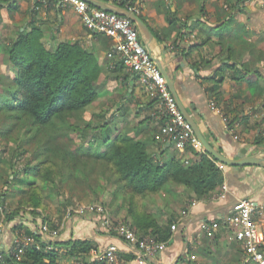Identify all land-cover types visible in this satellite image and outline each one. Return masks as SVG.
<instances>
[{"label": "crops", "instance_id": "crops-1", "mask_svg": "<svg viewBox=\"0 0 264 264\" xmlns=\"http://www.w3.org/2000/svg\"><path fill=\"white\" fill-rule=\"evenodd\" d=\"M115 1L139 7V13L155 36L150 49L152 56L161 71L171 78L179 103L188 110V118L194 120L207 142L231 158L255 154L262 164L224 165L221 169L226 184L224 196L219 191L209 199L187 198L182 186L173 184L176 196L146 197L147 209L159 223L168 218H173L170 224L176 223L166 246L155 255L138 258L134 244L108 230L105 217L113 222L130 223L127 195H114L113 187H107L102 195V212L64 216L52 237L45 231L42 233L44 226L49 230V224L40 217L24 214L9 222L0 219V254L10 253L16 235L24 230L15 227L21 223L22 227L35 229L43 238H52L54 242L93 240L97 247L90 250L89 259H94L96 250L115 244L119 253L134 255L133 259L121 260L118 264H255L235 239L234 228L226 224L225 217L238 198L264 202V87L261 94L256 88L264 84V61L258 58L259 52H264V0H244L236 5H233L236 0ZM229 15L231 21L223 23V16L229 19ZM31 26L41 29L46 46L78 42L88 49L100 66V78L108 96L123 93L117 101L125 105L124 123L130 133L147 142L151 150L157 148L160 141L154 139V134L158 122L153 113L160 109V103L146 94L135 73L122 67L120 74L116 71V60L114 66L110 65L107 51L113 46V38L85 26L68 4L59 0H48L47 5L41 0H0V73L12 74L5 46L18 31ZM220 36L224 40L217 43ZM228 48H232L233 54L227 52ZM227 63L234 67L226 66ZM243 63L249 65V71L240 70ZM252 69H259L260 76L255 77ZM221 73L224 74L222 82L213 88ZM235 74H244V77L235 79L232 76ZM211 100L220 113L211 106ZM223 116L229 118L228 122ZM164 148L168 158L174 154H182L185 159L193 156L189 150H179L169 141H165ZM192 148L211 156L203 147ZM192 200L195 204H190ZM183 209H187L185 214ZM207 220H217L220 224L211 237L200 228ZM55 248L62 264L77 263L66 248L58 245Z\"/></svg>", "mask_w": 264, "mask_h": 264}, {"label": "trees", "instance_id": "trees-1", "mask_svg": "<svg viewBox=\"0 0 264 264\" xmlns=\"http://www.w3.org/2000/svg\"><path fill=\"white\" fill-rule=\"evenodd\" d=\"M243 1L236 0L233 5ZM120 4L128 6L126 1ZM200 11L205 14L203 8ZM222 21L230 22L231 16H223ZM42 37L41 29L31 26L18 31L4 48L12 74L0 73V219L9 222L29 214L47 221V227L58 232L67 207L85 200L103 202L107 187H113L114 195H127L130 223H126L138 236L151 234L167 240L173 218L159 223L148 211L146 197L176 196L172 186L178 184L187 198H211L224 181L216 160L190 145L186 149L193 156L185 159L174 154L168 158L165 141L152 151L126 127L125 105L117 101L123 93L111 94L98 102V109H90L108 92L103 88L97 60L78 42L46 46ZM223 40L220 36L217 43ZM227 52L234 51L228 48ZM258 58L264 61L263 51ZM116 63L121 74V62ZM226 66L233 68L234 64ZM248 66L243 63L240 70L249 71ZM251 71L260 76L259 69ZM232 76L239 79L244 74ZM223 77L221 73L213 88ZM263 85L256 86L258 94ZM151 99L159 102L156 97ZM160 115V122H164L165 115ZM24 156V163L19 164ZM51 202H56L58 212L54 218L46 211ZM15 227L24 228L22 233L34 242L19 257L3 253L0 264H62L57 245L66 248L76 264H104L87 257L97 247L91 239L54 242L21 223ZM133 258V254L118 252L119 260Z\"/></svg>", "mask_w": 264, "mask_h": 264}, {"label": "built area", "instance_id": "built-area-1", "mask_svg": "<svg viewBox=\"0 0 264 264\" xmlns=\"http://www.w3.org/2000/svg\"><path fill=\"white\" fill-rule=\"evenodd\" d=\"M59 1L70 5L79 14L85 26L111 36L113 46L107 51V56L111 59L110 65L114 66V60H119L125 70L137 75L138 81L149 97L159 99L160 112L153 113L158 122L154 139L161 142L169 141L179 150H184L189 145L203 149L190 123L178 108L165 76L154 62L151 52L144 46L133 21L127 16L101 9L85 0ZM41 2L48 4V0H41ZM128 7L139 13V7L136 4ZM211 106L220 113V109L216 107L213 100H211ZM160 113L166 117L164 122H160ZM223 118L228 122L226 116H223ZM216 163L220 169L223 168V163L218 161ZM225 191L226 184L222 183L219 195L224 196ZM190 204H195V201L192 200ZM102 211L103 207L99 202H80L75 206L67 207L64 216L84 215L89 212L100 213ZM186 212L187 209L182 210V214ZM104 221L108 230L113 231L116 236L124 241L135 245L138 250L136 254L138 258L155 255L166 246L167 240L158 239L151 234L138 236L127 223L113 222L108 217H105ZM225 222L234 228V237L242 244L249 260L255 264H264V202H258L247 197L238 198L233 202L231 212L225 217ZM219 226V221L207 220L201 223L200 228L206 236L211 237ZM175 228L176 223L172 222L170 229L174 230ZM42 232L50 235L57 233L56 230H48L45 226ZM33 242V237L19 233L14 239L10 253L19 257L24 248ZM1 257L2 254H0V259ZM94 259L102 261L104 264H118L121 262L118 259V249L115 244L96 250Z\"/></svg>", "mask_w": 264, "mask_h": 264}, {"label": "water", "instance_id": "water-1", "mask_svg": "<svg viewBox=\"0 0 264 264\" xmlns=\"http://www.w3.org/2000/svg\"><path fill=\"white\" fill-rule=\"evenodd\" d=\"M85 1H87L89 4H92L96 7L101 8V9H105V10L117 13L118 15H123V16L129 17L133 21L135 27L137 28L144 46L146 47L147 50L151 51L150 49L154 43L155 36L152 33L149 26L147 25V23L145 22V20L143 18H141L139 13H136L134 10H132L128 6H123V5L119 4L115 0H113V1L85 0ZM152 58H153L154 62L157 64V66L159 67V63L157 62L156 58H154L153 56H152ZM162 74L165 76L169 90H170L171 94L173 95V97L177 103L178 108L182 112L184 118L190 123V125L194 131V134L196 135V137L200 141L201 146L204 148V150L208 154H210L218 162H221L225 165L262 164L261 158L256 156L255 154L243 156V157H239V158H231V157H228V156L221 154L218 150L214 149L209 144V142H207V140L204 138V136L201 134V131L196 126L194 120H192L191 117L188 118L189 112H188V110L183 108L181 106V104L179 103L180 100L178 99V96L176 95L175 88H174L173 82L171 81V78H169L167 76V74H164L163 72H162Z\"/></svg>", "mask_w": 264, "mask_h": 264}, {"label": "rangeland", "instance_id": "rangeland-1", "mask_svg": "<svg viewBox=\"0 0 264 264\" xmlns=\"http://www.w3.org/2000/svg\"><path fill=\"white\" fill-rule=\"evenodd\" d=\"M104 88V87H103ZM105 94V95H104ZM103 94V96H101L100 98H99V100L98 101H96L95 103H94V106H92L90 109H92V110H94V109H98L99 108V105H98V102L100 101H103V100H107V98H108V93H104ZM3 148V140L2 139H0V150ZM5 156H7V155H5ZM27 156H29V155H27ZM24 161H25V156L21 159V161H20V163L19 164H22V163H24ZM21 173L22 172H20V176H21ZM25 177H28V175L27 176H25ZM39 182H40V180H38ZM23 187H25V185H23ZM11 189H14V187H11ZM46 211L48 212V214L52 217V218H54V217H56L57 216V211H56V202L54 203V202H51V203H49L48 205H47V209H46Z\"/></svg>", "mask_w": 264, "mask_h": 264}]
</instances>
